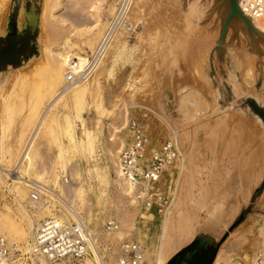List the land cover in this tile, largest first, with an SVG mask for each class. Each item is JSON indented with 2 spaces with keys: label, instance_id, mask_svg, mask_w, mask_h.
<instances>
[{
  "label": "rangeland",
  "instance_id": "obj_1",
  "mask_svg": "<svg viewBox=\"0 0 264 264\" xmlns=\"http://www.w3.org/2000/svg\"><path fill=\"white\" fill-rule=\"evenodd\" d=\"M117 1L62 0L55 11L56 0H0V23L9 22L8 38L0 41V168H15L27 133L64 84V73L51 60L50 50L56 54L67 37L72 45L67 57L84 59L94 51ZM207 10L200 0H134V33H121L114 40L94 72L98 84L88 83L93 92L74 122L78 140L84 139V127L94 133L93 147L78 150L60 139L55 123L65 110L60 105L50 113L55 124L44 122L36 138L27 168L91 226L101 257L108 261L118 256L124 241L136 240L146 249L147 264L157 259L167 264L171 254L166 248L182 249L199 233L218 241L227 235L220 243L218 264H244L245 255L264 250V43L255 38L258 53L253 52L242 26L232 21L210 62L221 31L222 7L215 5L209 15ZM97 19L102 25L91 30ZM10 36L21 47L14 66L6 64L11 59ZM52 79L60 80L57 89ZM234 84L236 93L231 91ZM247 97L263 106L260 119L247 109ZM143 115L150 147L159 146L173 129L185 157L169 173L172 182L164 187L167 203L161 212L142 208L115 184L111 153L118 151L119 156L130 136L128 121L142 120ZM15 147L19 150L13 156L8 150ZM5 179L18 191L0 184V223L10 231L11 245L26 252L40 221L66 209L45 193L32 202L30 184L13 183L11 174ZM165 209L169 213L161 236ZM241 213L243 221L231 231ZM107 220L119 226L115 241L114 232L101 228ZM88 259L55 264L94 263Z\"/></svg>",
  "mask_w": 264,
  "mask_h": 264
},
{
  "label": "built area",
  "instance_id": "obj_2",
  "mask_svg": "<svg viewBox=\"0 0 264 264\" xmlns=\"http://www.w3.org/2000/svg\"><path fill=\"white\" fill-rule=\"evenodd\" d=\"M241 13L251 22L264 21V0H237ZM133 0H120L110 17L93 53H89L83 60L70 63L64 75V88L73 87L76 83L89 80L95 70L105 58L115 35L119 32L134 33L135 25L131 17ZM146 116L142 120L130 119L127 129L130 133L126 146L118 157V171L122 179L131 187L132 196L144 209L156 207L158 212L167 203L164 187L171 178H164L173 169L180 154V145L176 137L170 136L159 146L150 147L151 141L147 133ZM31 146V137L25 144L19 162L26 160ZM16 175L17 166L10 172ZM169 179V180H168ZM67 185L66 177L61 180ZM32 188L30 200L39 201L40 195L47 191L45 186ZM168 189H170L168 187ZM59 201L69 205L61 196ZM60 206L58 201H54ZM61 207V206H60ZM61 216V217H60ZM102 230L107 232L119 228L116 221L107 220L102 224ZM91 226L85 221H74L69 213L59 218H45L40 221L28 238L27 252L23 253L15 245H8L4 237H0V264H55L64 260L84 261L90 258L93 264H101L94 259L90 243L93 238ZM102 257L103 264H147L145 247L136 240L124 241L119 248V254L112 261ZM82 264V263H80ZM84 264V263H83ZM214 264V263H213ZM247 264H264V255L258 253L251 257Z\"/></svg>",
  "mask_w": 264,
  "mask_h": 264
},
{
  "label": "bare ground",
  "instance_id": "obj_3",
  "mask_svg": "<svg viewBox=\"0 0 264 264\" xmlns=\"http://www.w3.org/2000/svg\"><path fill=\"white\" fill-rule=\"evenodd\" d=\"M57 1V4H56V6H55V11H57L59 8L58 7H60L61 5H62V0H56ZM120 0H118L117 2H116V4H115V9H116V7H117V4H118V2H119ZM200 2L201 3H204V5H206L207 7H208V10H207V14L209 15L210 14V11H211V13H213V7L216 5H218V0H200ZM133 4H134V0H133ZM133 4H132V7H133ZM53 7V6H52ZM59 11V10H58ZM115 11V10H114ZM132 11V10H131ZM53 12V11H52ZM53 13H55V12H53ZM114 14V13H113ZM113 14L110 16V17H112L113 16ZM57 17V16H56ZM110 17H109V19H110ZM109 19L108 20H106V22H105V25H104V29H105V27H106V25H107V23H108V21H109ZM6 21V20H5ZM60 22V23H63V21L64 20H62V19H59V18H57V22ZM3 23H4V21H2ZM102 23V21L100 20V19H97V20H95V23H94V25L90 28L91 30H93V29H95V28H97L98 26H100V25H102L101 24ZM251 24H252V26H253V28L260 34V36L264 39V21L263 20H254V21H251L250 22ZM4 24H6V23H4ZM61 25V24H60ZM5 25H3L2 26V24L0 23V34L1 35H3V34H5V27H4ZM104 29L102 30V32H101V35H102V33H103V31H104ZM99 33H100V31H99ZM121 33H125V32H119V33H117L116 35H115V38H114V40L121 34ZM128 33V32H127ZM101 35H100V37H101ZM100 37L98 38V41H99V39H100ZM255 38L256 39H258V41H259V38L257 37V36H255ZM114 40H113V42H114ZM98 41H97V43H98ZM113 42H112V44H113ZM257 42V41H256ZM97 43L95 44V48H96V45H97ZM261 43V42H260ZM111 44V45H112ZM57 46H59V47H57V53L55 54L54 52H53V50L54 49H51L50 50V54H51V60L53 61V62H56V64H57V68H58V70H61V72H63L64 73V75H65V73H66V70L68 69V67H69V65H70V63H72V61H74V60H76V59H78V60H83V59H79L76 55H74V56H71L70 58H68L67 56L69 55V53L71 52L72 53V45H71V43L69 42V40L67 39V37H65V38H63L62 39V42H60ZM111 47V46H110ZM95 50V49H94ZM77 52V51H76ZM94 52V51H93ZM92 52V53H93ZM117 58V57H116ZM50 60V61H51ZM104 60V59H103ZM103 60L101 61V63L103 62ZM100 63V64H101ZM100 64H99V66H100ZM114 64V63H113ZM117 65V64H116ZM98 66V67H99ZM98 67H97V69H98ZM113 67V66H112ZM56 68V69H57ZM97 69L95 70V73L97 72ZM110 70V69H109ZM94 75V74H93ZM92 75V80H91V78L89 79V80H87V81H85V82H81V83H76L73 87H71V88H68V89H66V88H64L63 86H64V84H62V87H61V89H60V92L58 93V94H56L53 98H52V100L49 102V105L47 106V108H45L43 111H42V113L39 115V117H38V119L36 120V122L34 123V125L31 127V129L29 130V132L27 133V137L25 138L26 140H25V142H24V145H23V147H22V149H21V151H20V153H19V156H18V158H17V161H16V163H15V167L17 166V173L18 174H16V175H12L11 176V179L12 180H14V182L13 183H15V184H20V185H27V184H30L29 186H32L33 188H39V189H41L40 188V186H39V184L38 183H40L42 180L41 179H44V178H40L39 177V175H36V173L35 172H32L30 169H28L27 168V165H28V163L30 162V158H31V156H32V153H33V150H34V145H35V141H36V138H37V136H38V134H39V131H40V129H41V127H42V125L43 124H45L44 122H46V124H50L51 125V123L53 124L54 122L53 121H55L54 120V117H55V115L54 114H50L51 113V111L52 110H58V106L60 105V106H62L63 107V109H65L64 110V113L63 114H60L61 115V119H60V123H59V121H58V118L59 117H57V120H56V125H57V131L59 132V136H60V139L62 138V139H64V140H66V141H69V142H72L73 143V145L75 144V146L77 147V149L79 150L80 148H87L88 146L87 145H89V148H91V147H93V143H94V140H95V135H94V133L93 132H91V131H89V130H87L84 126V130H83V136H84V139L83 140H78V138H77V136H76V129L74 128L75 126H74V122L79 118L80 119V114H81V110H82V108H83V105H85L87 102H86V96L87 95H89V97H90V94H91V91H92V87L93 86H96L97 84H98V81H97V78H96V75H94L93 76ZM89 81V82H88ZM92 81V82H91ZM59 82H60V80H58V79H52L51 80V86H52V88H55V89H57L56 87L59 85ZM88 83H92V87L90 88V85L88 86ZM51 88V89H52ZM96 88V87H95ZM95 88H94V90H95ZM232 93H236V92H238V85H236V84H234L233 86H232ZM93 92V91H92ZM69 94V95H68ZM68 95V96H67ZM87 98H88V96H87ZM101 103V102H100ZM87 105V104H86ZM85 105V106H86ZM89 105H90V103H89ZM89 105H88V107H89ZM56 107H58V108H56ZM61 107V108H62ZM87 108V107H86ZM62 109V110H63ZM85 110V109H84ZM84 110H82V111H84ZM59 115V114H58ZM54 116V117H53ZM125 117V116H124ZM56 119V118H55ZM78 119V120H79ZM29 121V119H27L26 120V122H28ZM124 122H125V120H124ZM54 123V124H55ZM45 124V125H46ZM47 125V126H48ZM124 125V124H123ZM97 126L98 125H96V127L94 128V130L96 129H98L97 128ZM45 127V126H44ZM51 127V126H50ZM49 127V128H50ZM117 128V129H116ZM115 129L116 130H118L119 128L118 127H116ZM114 129V128H113ZM51 131H53V129L51 130ZM116 132H118V131H116ZM171 135L170 136H173V137H176L177 139H178V137H177V133L173 130V129H171ZM41 133H43V132H41ZM52 133V132H51ZM53 134V133H52ZM170 136H168V137H170ZM31 137V146H30V148H29V150H28V153H27V155H26V160L24 161V162H19V159H20V156H21V153H22V150H23V148H24V146H25V144L27 143V141L29 140V138ZM167 139V138H166ZM165 140V139H164ZM179 142V141H178ZM21 143V142H20ZM71 143V144H72ZM19 145L20 144H18V147H19ZM92 145V146H91ZM18 147H15V149H9L8 150V153H10V154H12L13 156H14V154L16 153L17 154V150H19L18 149ZM264 147V146H263ZM85 148V149H86ZM180 148V147H179ZM4 147H3V145H2V149L0 150V155H1V157H0V164L4 161L3 160V158H4ZM83 151H85L84 149H83ZM80 152H81V150H80ZM79 152V153H80ZM119 152L117 151L115 154H113V153H111V157H112V162L114 163V165H115V170H116V179H115V184H116V186H117V189L121 192V194H123V195H126V196H132V189H131V187L122 179V177H121V175H120V173H119V171H118V157H117V154H118ZM9 155V154H8ZM15 158V157H14ZM185 162V157H184V155L182 154V152H180V154H179V157H178V159L176 160V163H175V165L177 164V167H179V165H180V161H182V160ZM3 160V161H2ZM256 163H258V162H256ZM9 164V163H8ZM3 165V164H2ZM25 165H26V167H25ZM173 166V169H174V167H176V166ZM22 169V170H21ZM179 170V169H178ZM9 170H5V169H2V168H0V184H4V185H6V187H8L9 189H11V191H14V189H16V187L13 189L12 187L14 186V185H10V184H8L7 183V180L5 179L7 176L9 177V175H10V172L11 171H9ZM3 173H5V175H6V177L5 178H3V176H2V174ZM170 173V171H168L167 172V177L169 178V175L171 174H169ZM179 173V172H178ZM9 174V175H8ZM43 175V174H42ZM172 175V174H171ZM179 175V174H178ZM41 176V175H40ZM179 177V176H178ZM40 181V182H39ZM45 181V180H44ZM179 181V180H178ZM84 182V181H83ZM43 183V182H42ZM44 184V183H43ZM42 184V185H43ZM85 184V183H84ZM40 185H41V183H40ZM177 185V184H176ZM76 186V185H75ZM47 188V187H46ZM74 190L76 189V191L79 189V187L78 188H73ZM171 189V188H170ZM16 191H18L17 189H16ZM176 191V190H175ZM45 194H47V195H49L51 198H53L55 201H58L59 202V204L62 206V207H64L65 209H66V212L67 213H69L70 214V218L71 219H73L74 221H77V222H80V221H83L82 220V218L79 216V215H77V212H76V210H75V208L71 205H66V204H63L62 202H60L59 201V198L55 195V194H53V193H51L50 191H45L44 192ZM74 193V192H73ZM19 194V193H18ZM174 194V193H173ZM75 195V194H74ZM176 196V195H175ZM17 197V196H16ZM133 197V196H132ZM134 198V197H133ZM173 199V198H172ZM171 199V200H172ZM170 200V201H171ZM134 203V202H133ZM74 204V203H73ZM170 206V205H169ZM36 209V208H35ZM166 210V212H165V214H164V216H163V227H162V229H161V236H163V232H164V230H165V220H166V217H167V215H168V213H169V209H165ZM49 211H47V213H48ZM47 213H46V215H47ZM49 214V213H48ZM52 214V213H51ZM49 215V217L48 218H51V219H58L59 218V215L58 216H56V217H54V215L52 214V215ZM62 215H65V213H61ZM46 215H44V216H46ZM61 217V216H60ZM28 219V218H27ZM96 221V220H95ZM28 223V222H27ZM0 235L1 236H3L4 234H8V238L6 237V236H3L6 240H7V242H8V245H11V241H10V238H9V235H10V231L6 228H4L3 226H2V223H0ZM100 225V224H99ZM34 225H33V221H32V219L30 218L29 219V228H32ZM95 226V225H94ZM101 227V226H100ZM118 230V229H117ZM91 232H92V234L94 235V233H93V230L91 229ZM106 233H113L114 231H112V232H107V231H105ZM119 232L117 231V232H114L113 233V237H111V241H115L116 239H118L119 237H120V234H118ZM263 236H264V232H263ZM9 239V240H8ZM160 239H161V237H160ZM110 240V239H109ZM161 241V240H160ZM159 247H160V245H159ZM264 247V246H263ZM17 249H19L18 247H16ZM90 248H91V251H92V254H93V256H94V259L96 260V261H98L99 263H101V264H103V261H102V257H101V254H100V252H99V250H98V247H97V243L95 242V240H94V236H93V238H92V241H91V243H90ZM26 249V248H25ZM180 248L178 247V245H171V246H169V250L170 251H172V252H177L178 250H179ZM20 250V249H19ZM219 251L220 250H218V252H217V255H216V258H215V260H214V264H218L219 263V256H218V253H219ZM27 252V251H26ZM25 251L23 252V253H26ZM222 253H223V251H222ZM261 253V252H260ZM158 254H160V249H158ZM158 254H156V255H158ZM261 254H263L264 255V250H263V252L261 253ZM257 255V254H256ZM253 256H255V255H253ZM253 256H247V255H245L244 257H243V262H244V264H247V262H248V260L251 258V257H253ZM159 258V257H158ZM88 258H86L85 260H84V262L86 263V260H87ZM89 260V259H88ZM87 260V261H88ZM145 260H146V249H145ZM92 261V260H91ZM154 264H161V260L160 259H157V261L154 263Z\"/></svg>",
  "mask_w": 264,
  "mask_h": 264
},
{
  "label": "water",
  "instance_id": "obj_4",
  "mask_svg": "<svg viewBox=\"0 0 264 264\" xmlns=\"http://www.w3.org/2000/svg\"><path fill=\"white\" fill-rule=\"evenodd\" d=\"M218 5H221L222 7L221 31L218 36L216 46L210 54V62H212L214 51H217L218 53L220 52L221 46L223 45L232 21H236L242 26L244 32L248 35L253 52L258 53L255 47V36L263 41V43L264 39L253 28L250 21L241 13L237 0H218ZM230 230H233V225ZM224 240L225 237L218 241L215 237L209 234L199 233L194 237L191 243L176 252L167 261V264H213L219 250L220 243Z\"/></svg>",
  "mask_w": 264,
  "mask_h": 264
},
{
  "label": "trees",
  "instance_id": "obj_5",
  "mask_svg": "<svg viewBox=\"0 0 264 264\" xmlns=\"http://www.w3.org/2000/svg\"><path fill=\"white\" fill-rule=\"evenodd\" d=\"M6 38H8V36H6ZM16 37L15 36H10L9 39V45H10V50H11V59L10 60H7L6 63L7 64H10V65H13L14 66V63H13V60L15 58H17L20 54H21V47L19 45V43L16 41L15 39ZM0 41H4V39H0ZM0 55H1V52H0ZM241 218V219H240ZM243 221V215L242 213L240 214V216L238 217V219L236 220V222L233 224V229L235 227H237L241 222ZM227 235H225L224 237L226 238Z\"/></svg>",
  "mask_w": 264,
  "mask_h": 264
},
{
  "label": "crops",
  "instance_id": "obj_6",
  "mask_svg": "<svg viewBox=\"0 0 264 264\" xmlns=\"http://www.w3.org/2000/svg\"><path fill=\"white\" fill-rule=\"evenodd\" d=\"M5 29H6V30H5V34H3V35L0 34V39H5L6 36L8 35V33H9V22H8V19H7V23L5 24ZM6 64H7V63H6ZM245 101H246L247 109H248L250 112H252V113H254L255 115H257L256 117L259 118L260 114H259L258 110L262 109L263 106L260 105V103H259L256 99H254L253 97H247V98L245 99ZM259 119H260V118H259ZM166 251H167L168 253L171 254L170 257H172L174 253H176V252H172V251H170V250H169V247L166 248ZM170 257H169V258H170Z\"/></svg>",
  "mask_w": 264,
  "mask_h": 264
}]
</instances>
